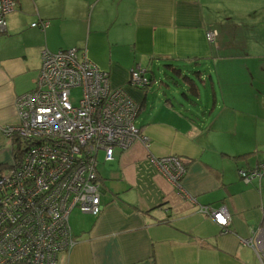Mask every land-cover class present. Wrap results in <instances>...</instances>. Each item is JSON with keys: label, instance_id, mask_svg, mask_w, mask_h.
Instances as JSON below:
<instances>
[{"label": "crops", "instance_id": "crops-1", "mask_svg": "<svg viewBox=\"0 0 264 264\" xmlns=\"http://www.w3.org/2000/svg\"><path fill=\"white\" fill-rule=\"evenodd\" d=\"M5 22L0 164L11 161L5 128L18 120L15 99L35 86L43 49L79 48L137 101L135 124L149 138L148 146L133 142L102 158L103 208L73 223L70 212L77 242L57 264H260L244 241L262 224L264 170L249 181L239 170L264 161V0H15ZM153 63L178 77L184 64L207 69L198 84L183 79L186 105L163 92L142 118L156 78L135 87L129 75L137 64L146 75ZM166 155L186 162L177 184L151 162ZM205 206L225 207L229 222L217 224Z\"/></svg>", "mask_w": 264, "mask_h": 264}, {"label": "built area", "instance_id": "built-area-1", "mask_svg": "<svg viewBox=\"0 0 264 264\" xmlns=\"http://www.w3.org/2000/svg\"><path fill=\"white\" fill-rule=\"evenodd\" d=\"M14 9L15 0H0V31ZM45 25L42 21L39 26ZM216 34L209 30L206 38L213 40ZM145 71L139 64L132 67L129 83L149 85ZM76 87L81 95L73 104L71 90ZM15 108L18 120L7 125L5 134L18 135L26 150L0 172V264H57L58 255L77 242L68 224L70 212L97 216L103 208L98 152L110 160L115 149L133 142L148 146L149 138L135 124L137 101L123 86H112L109 74L77 47L43 49L35 86L15 99ZM151 162L173 184L186 170L177 155L151 157ZM260 170L264 161L239 173L249 181ZM203 208L217 224L229 222L225 207ZM244 243L264 264V213L256 234Z\"/></svg>", "mask_w": 264, "mask_h": 264}, {"label": "rangeland", "instance_id": "rangeland-1", "mask_svg": "<svg viewBox=\"0 0 264 264\" xmlns=\"http://www.w3.org/2000/svg\"><path fill=\"white\" fill-rule=\"evenodd\" d=\"M256 27H259V24H257ZM260 27H261V25H260ZM178 64L181 65L183 63H178ZM205 66L206 65H204V64H200V65L184 64V65L179 67V68H181V70L183 69V71H182V76L178 77L175 74H173L172 71H170L166 67H164L161 63H153V64L149 65L146 76L153 75L154 78H156V81L153 84V86L150 87V92L148 93V100H149L148 105H147L145 112L142 114V118L146 117L147 112L149 111L150 105L156 107L157 105L160 104L161 100L164 98V95L162 94L163 92H165L166 97H169L172 99V103L175 106H177L178 108H181V103L186 105V102L184 101L182 93H186L189 85L183 80V75L187 74L190 77V79H193L195 81V83L198 84L199 81L197 79V74L195 73V71H202L203 72L204 69L205 70L207 69V68H205ZM167 75H170L172 79H167V77H166ZM172 80L175 81V84H174V82H172ZM160 81H162V82L166 81L168 83V86L161 84ZM80 95H81V89L79 87L73 88L71 90V96H70L71 102L73 104H78V99H79ZM136 124H138L137 119H136ZM20 141L21 142H19L18 146H17V144H15L16 150H22L25 148V143L22 140H20ZM8 146L11 147L10 142H8ZM16 150H15V152H16ZM1 152H2V154L8 153V151H1ZM97 157H98L97 158L98 159L97 169L99 171H101V169L105 163V162H103V159H102L103 158L102 151L98 152ZM3 164H9V161H5V163H3ZM78 214L81 215L80 217H81L82 221L85 220V217H89V215H91V214H89L88 216H86L88 213L82 214V212H80L78 209H75L70 214V217H69L70 223H73L74 221L80 219Z\"/></svg>", "mask_w": 264, "mask_h": 264}, {"label": "trees", "instance_id": "trees-1", "mask_svg": "<svg viewBox=\"0 0 264 264\" xmlns=\"http://www.w3.org/2000/svg\"><path fill=\"white\" fill-rule=\"evenodd\" d=\"M176 71H178V72H180V69H176ZM198 72L199 71H195V73L198 75ZM174 73H176L175 75H177V72H174ZM168 78H170V79H172L171 78V76L170 75H168L167 76ZM183 79H190V77L187 75V74H184L183 75ZM151 81V80H150ZM172 82H175L174 80H172ZM191 88H192V86H191ZM6 136H7V139H8V141L10 142V145H11V161L9 162V164H1L0 165V172H2L4 169H6L8 166H10V165H12L13 164V162H16L20 157H22V155H23V153L25 152V150H26V147L24 148V149H22V150H16V148H15V144H17V146L19 145V142H21L20 141V138L18 137V135L17 136H15V134L14 133H11V134H6ZM16 146V147H17ZM15 150H16V152H15ZM245 155H239V156H237L236 158H243ZM263 162V161H262ZM260 163V162H259ZM187 165H186V162H185V167H186Z\"/></svg>", "mask_w": 264, "mask_h": 264}, {"label": "water", "instance_id": "water-1", "mask_svg": "<svg viewBox=\"0 0 264 264\" xmlns=\"http://www.w3.org/2000/svg\"><path fill=\"white\" fill-rule=\"evenodd\" d=\"M4 30H5V29H2L1 31H4ZM1 31H0V32H1Z\"/></svg>", "mask_w": 264, "mask_h": 264}]
</instances>
